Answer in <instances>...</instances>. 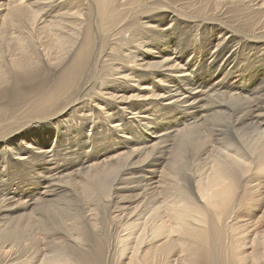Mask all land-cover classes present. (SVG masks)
Listing matches in <instances>:
<instances>
[{
  "label": "bare ground",
  "instance_id": "bare-ground-1",
  "mask_svg": "<svg viewBox=\"0 0 264 264\" xmlns=\"http://www.w3.org/2000/svg\"><path fill=\"white\" fill-rule=\"evenodd\" d=\"M0 264H264V0H0Z\"/></svg>",
  "mask_w": 264,
  "mask_h": 264
}]
</instances>
